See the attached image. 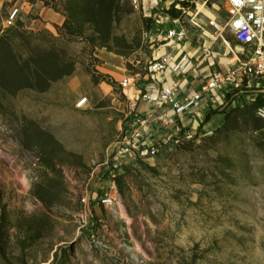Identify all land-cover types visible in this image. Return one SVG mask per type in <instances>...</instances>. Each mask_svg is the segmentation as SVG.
<instances>
[{"label": "rangeland", "instance_id": "1", "mask_svg": "<svg viewBox=\"0 0 264 264\" xmlns=\"http://www.w3.org/2000/svg\"><path fill=\"white\" fill-rule=\"evenodd\" d=\"M41 1L62 26L0 0V264H264V120L244 104L153 156L117 154L145 114L136 104L165 31L131 0H114L109 19L95 0ZM226 10L159 0L155 13L205 23Z\"/></svg>", "mask_w": 264, "mask_h": 264}, {"label": "built area", "instance_id": "2", "mask_svg": "<svg viewBox=\"0 0 264 264\" xmlns=\"http://www.w3.org/2000/svg\"><path fill=\"white\" fill-rule=\"evenodd\" d=\"M158 2L133 0L135 12L155 20L157 28L165 31L163 47L168 50L150 60L148 77L152 89L146 88L142 94L153 106L155 115L136 110L129 130L115 146L117 154L133 161L157 154L158 145L145 149L144 144L150 134L147 128L154 122V129L172 131L169 142L179 144L191 137L182 130L181 117L203 122L212 114L213 107L227 111L236 103L256 104L259 99L264 100V0H226L225 15L209 18L205 23L197 15L187 21L168 15L159 17L155 13ZM18 16L19 9H11L6 26H14ZM186 47H194L198 53L191 55ZM220 49L225 59L223 66L219 61ZM201 65L208 70L205 76L199 70ZM188 76L193 81L189 82ZM199 79L198 90L185 91L184 83L191 86ZM129 84L128 78L121 82L123 87ZM86 102L87 98H83L76 107L82 108ZM254 112L264 120V103L256 106ZM81 201L86 203L85 198ZM112 202L110 195H103L97 206L108 207Z\"/></svg>", "mask_w": 264, "mask_h": 264}, {"label": "crops", "instance_id": "3", "mask_svg": "<svg viewBox=\"0 0 264 264\" xmlns=\"http://www.w3.org/2000/svg\"><path fill=\"white\" fill-rule=\"evenodd\" d=\"M19 2L26 5L27 7L26 11L33 13L38 18L40 27H44V26L60 27L63 25L65 21V17L63 16V14H61L59 11L54 10L49 5H45L44 2L41 0H19ZM186 48L191 55H196L198 53L197 49L194 47H186ZM170 50L174 51V48H171ZM165 51L168 50L165 48L164 52ZM199 70L203 76L207 75L208 73V70L203 65L200 66ZM187 80H189V82L193 81L191 76H188ZM200 86H201V82L199 79V81H194L191 86L186 85V83H184L183 88L185 89L186 92L187 91L191 92L192 89H194V91L198 90ZM147 89L148 90L152 89L151 85H149ZM136 105L138 108H142V110L148 116L154 115L153 113L154 111L152 110V105L147 100L141 98ZM241 106L242 103L241 104L236 103L235 107H241ZM219 111H223V110H216L215 107H213V114L211 115L209 120L206 121V123L204 124L200 120L189 119L188 117H181L179 123L182 126V130L184 132H189L190 134H194L200 130L208 132L209 129H213L215 125H218L219 123L222 122L223 114H221L222 112L219 113ZM156 124L157 123L154 122L153 124L149 125V127L147 128V130L150 131V135L147 138V140L144 142L145 149H149L150 147H153L155 145H158V147L160 148L162 145H165L167 142H169V137L167 135H169L172 131H169V133H167L163 131V129L160 130L154 129V127H156Z\"/></svg>", "mask_w": 264, "mask_h": 264}, {"label": "trees", "instance_id": "4", "mask_svg": "<svg viewBox=\"0 0 264 264\" xmlns=\"http://www.w3.org/2000/svg\"><path fill=\"white\" fill-rule=\"evenodd\" d=\"M44 4H45V5H48V4H46V3H44ZM95 5H96V6H103V7H105L106 10H104L103 13H106V14H105L104 17L109 19V15H110V12H111V8L114 6V0H95ZM51 8H53L54 10L57 11L56 8H54V7H51ZM170 13H171V16H172V17H176V16H177V12H176V10H174V9H173V10L171 9ZM102 17H103V16H102ZM263 103H264V100L259 99V100L257 101L256 104H249V105H250V107H252V109L254 110L256 106H258V105H260V104H263ZM254 113H255V112H254ZM212 114H213V112H212ZM212 114H211V115H212ZM211 115H210L209 117H207L205 120L208 121L209 118L211 117Z\"/></svg>", "mask_w": 264, "mask_h": 264}, {"label": "bare ground", "instance_id": "5", "mask_svg": "<svg viewBox=\"0 0 264 264\" xmlns=\"http://www.w3.org/2000/svg\"><path fill=\"white\" fill-rule=\"evenodd\" d=\"M132 1V3H133V0H131Z\"/></svg>", "mask_w": 264, "mask_h": 264}]
</instances>
